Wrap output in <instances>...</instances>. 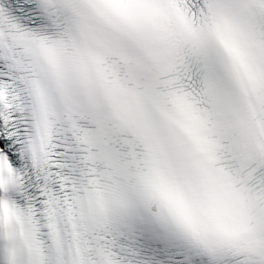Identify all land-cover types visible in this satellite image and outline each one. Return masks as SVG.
Returning <instances> with one entry per match:
<instances>
[{"label": "snow or ice", "instance_id": "1", "mask_svg": "<svg viewBox=\"0 0 264 264\" xmlns=\"http://www.w3.org/2000/svg\"><path fill=\"white\" fill-rule=\"evenodd\" d=\"M0 264H264V0H0Z\"/></svg>", "mask_w": 264, "mask_h": 264}]
</instances>
